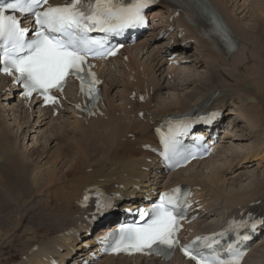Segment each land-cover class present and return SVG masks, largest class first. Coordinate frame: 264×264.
<instances>
[{"label":"bare ground","instance_id":"bare-ground-1","mask_svg":"<svg viewBox=\"0 0 264 264\" xmlns=\"http://www.w3.org/2000/svg\"><path fill=\"white\" fill-rule=\"evenodd\" d=\"M210 1L214 3L227 24L239 37V46L235 52L220 51L217 53L209 49L197 39L193 30L182 19L183 15L181 14L173 20L170 25L173 30L167 34L165 40L162 39L155 45L141 41L134 48L125 49L116 59L108 63H92L91 66L102 87L100 102L94 109V113L100 111V114L96 118H93L92 115L82 114L81 109L85 103L82 96L79 92L70 93L67 90L61 98L62 105H65L60 108L61 113H69L71 119H74L73 126L68 129L67 123L62 122L61 129L52 131L49 129L50 126L60 127L49 124L46 132H43V135L48 133V136H45L47 143H41L40 151L37 145V148L32 146L25 154L26 157L23 158V154L19 153V148L15 144L17 136L12 134V130L7 124V115L4 112L8 110L5 109L6 106L0 107V126L5 128L1 130L0 127V142L4 143L3 152L5 153L0 156V203H4L0 207V225L5 226L11 223L10 220L13 216L10 215V208L13 211L14 204L23 207L25 201H20L23 196H28L29 200V203L25 205L26 210L37 204L33 213L22 215L20 227L15 225L13 228L6 229L5 232L0 230V237L3 238H0V264H49L52 258L60 255L59 249H62L61 256L65 252H69L71 245H76L75 250L79 246L76 238L77 233L82 234L91 227L95 216L93 211L81 207L80 203L84 196H87L88 200H93L98 187L122 193L124 196L120 199L121 201L127 198V192L130 196L138 193L134 188L135 185L143 189L148 187L150 182L152 190L155 185L170 187L182 182L191 186L206 205L214 207L213 201L222 199L224 206L219 210L224 218L236 217L247 210L251 203L264 199L263 178L258 179L246 192L238 191L233 195H226L223 192V186L227 178L222 175L221 171L227 165L226 162L222 164L223 166L214 168L215 170L208 173L199 171L195 172V175L187 176L188 172L186 171L190 167L186 170H179L169 174L166 181L160 179L154 182L155 180L149 176L150 173H147V169H150L156 160L153 151L152 155L151 151L145 149L146 146L154 143L150 122H160L167 114L185 111L214 90H227L232 93V102L230 101L232 107L236 109L238 116H242V112L245 113L242 118L245 124L239 125L240 127L237 125V128L244 127L241 130H246L249 127L250 130L247 131L248 133L243 130L237 132L235 141L236 139L242 140L243 134H248L247 136L250 138H258L259 141L262 140L260 145L250 146L249 150L246 149L241 154L237 152L236 156L233 155L234 150L232 156L223 154L222 158H227L228 162L232 157L237 164L242 161L251 162L257 157L264 160V122H262L264 121V2L249 0L251 8L248 9V6L245 7V5H235L236 0L232 1V4H229L230 0ZM169 12L170 10L166 8L164 12L157 11L153 15L157 17L161 14L171 16L172 14ZM242 13H245L243 18L249 15L253 26L242 24V20L237 17ZM196 23L198 24V22ZM178 30L182 31L181 36H178ZM181 38H186L184 41L193 40L194 44L192 45L196 47L197 51L195 54L192 52L194 55L190 50L189 53L197 68L193 70L194 74L192 75L183 71L176 75H163L160 72L162 61L160 54L162 55L168 50L166 49L168 45L169 49H180L178 46ZM164 47L165 49H163ZM148 49L150 50L148 51ZM148 53L150 54L148 55ZM144 54L148 56L145 62H141L139 56ZM118 60H120L121 70H115L112 65L114 63L118 65ZM228 66H233V68L229 70ZM202 67H205V71L201 70ZM199 69L202 71L203 77L197 75ZM115 71L121 72V74H117L119 76L117 80L114 79ZM109 72L111 73L109 74ZM157 72H159L158 76H161L159 79L156 77ZM182 77H184L182 84H178L177 81ZM246 83H249L250 87L246 86ZM70 85L72 86V84ZM114 85L120 88L123 86V91L122 89L117 90L115 95L112 94L116 88ZM72 88L74 89L73 86ZM184 89H189V91L186 90L187 92L180 96L179 91ZM163 90H166L167 93L171 90L172 95L174 94L176 98L161 99ZM133 92L148 94V100L143 104L138 103L136 96L134 101L131 100L130 96ZM9 93L6 91L4 80L0 78L1 101L8 102L11 98ZM116 95L119 96L121 105H116ZM249 98H253V100L249 102ZM153 102H156L157 107L153 106ZM26 104V102L20 101L17 108L15 110L11 108L10 114H8L15 118L19 116L17 119L22 127L26 126L31 112L26 111L23 115L16 113L19 114L21 106L25 107ZM66 104L70 106V109ZM77 105L81 107L78 108ZM44 110L47 112L37 113L39 119L35 124L36 128L34 132L30 131L29 133L39 131L50 117L52 108ZM134 111L136 117L133 120L131 115ZM139 111H145L149 117L138 118ZM24 119L26 120L23 121ZM24 134L23 130L22 140L26 138ZM34 137L37 138V135ZM232 137L228 130L223 133V138L231 139ZM226 143L219 145L220 148H224V152L229 145ZM51 149L54 152H50ZM251 150L252 152L249 153ZM40 157L45 162L39 163L40 166H37L35 161ZM261 160H259L260 163ZM198 164L201 163H195L191 167ZM40 167H45L46 173H43ZM25 170L27 173L31 171L32 176L21 177V173ZM241 175L245 177L246 174ZM229 185L232 186V181L229 182ZM33 193L36 199L41 200L40 202L30 197ZM8 199L10 201H7ZM13 213L14 217H19L21 214L19 211ZM205 219L206 217H203L201 221L190 226L188 234H199L202 231L207 232L209 229L218 230L219 225L216 219L204 227L202 222ZM222 221L218 220V223L221 224ZM12 224L14 225L15 222ZM117 225L118 223L113 226ZM260 245L264 247V242L252 248L247 256V262L256 257L252 255L258 253L261 258L259 264H264V253L260 254ZM97 264L189 263L182 262L178 257L163 262L151 257H126L115 254L103 257Z\"/></svg>","mask_w":264,"mask_h":264},{"label":"snow or ice","instance_id":"snow-or-ice-1","mask_svg":"<svg viewBox=\"0 0 264 264\" xmlns=\"http://www.w3.org/2000/svg\"><path fill=\"white\" fill-rule=\"evenodd\" d=\"M153 2L71 0L63 6L41 10L48 0H0V72L13 76V82L23 88V96L31 97L36 93L46 104L56 103V97L50 93L52 90L63 91L68 77L80 81V92L86 101L99 100L98 81L92 72L86 71V59L114 55L115 50L107 46L106 37L143 25L144 10ZM25 17L28 26L22 25ZM212 24L215 33L231 46L222 23L214 16ZM94 32L103 35L100 38L90 35ZM189 127L185 124L183 131L161 138L164 149L161 155L173 167L187 162L190 156L196 158L181 153L177 138L186 134ZM112 207L110 201H97L98 213ZM188 207L187 193L177 187L159 194L151 207L137 208V220L121 225L116 232L102 239L109 241V250L113 253L156 255L166 260L179 244L176 234ZM258 224L264 226V219L242 218L238 224H230L225 231L212 237L197 236L182 247L181 252L194 264H240L244 252L238 242L225 243L224 238L234 231L240 240H248L250 236L243 234L241 229L254 231Z\"/></svg>","mask_w":264,"mask_h":264},{"label":"rangeland","instance_id":"rangeland-1","mask_svg":"<svg viewBox=\"0 0 264 264\" xmlns=\"http://www.w3.org/2000/svg\"><path fill=\"white\" fill-rule=\"evenodd\" d=\"M232 1H234L235 2V0H230V3L229 4H232ZM262 2H264V0H262ZM235 5L237 4V6H242V5H245V7H247L248 6V9L249 8H251L250 6V3H249V0H236V2L234 3ZM241 10V9H240ZM237 15V14H236ZM243 15H245V13H242V14H239L237 17H239L241 20H242V24L244 25V26H253V24H252V22H251V20H250V18H249V15H246V17H242ZM243 18V19H242ZM252 24V25H251ZM264 37V36H263ZM194 54H195V51L193 52ZM192 52H191V54L192 55H194ZM150 53H148V55H149ZM146 56L147 55H145V56H143L142 58H141V56H139V58H140V60L141 61H143V60H145V58H146ZM122 60V59H121ZM119 61L120 60H118V66H120V64H119ZM114 66H115V69L116 70H120V68L117 66V63H114ZM229 70H231L232 68H233V66L231 67V66H228L227 67ZM204 70L205 71V67L203 68H201V70ZM237 69H239V68H237ZM200 70V69H199ZM199 71L198 73H197V75L199 76V77H203V73H202V71ZM117 73L118 72H115L114 73V75H115V78L114 79H116L117 80V77H119L118 75H117ZM119 73H121V72H119ZM158 73V72H157ZM181 78V77H180ZM183 80H184V77H182V79H179L177 82H179L178 84H182V82H183ZM166 83V82H165ZM122 89V91H123V86H122V88H120V87H117V88H115L113 91H112V94H114L115 95V93L117 92V90H121ZM187 89H184V90H180L179 91V94H180V96L181 95H183L185 92H187V91H189V89L186 91ZM184 91V92H183ZM181 92V93H180ZM119 93V92H118ZM167 93V91L166 90H163V92H161V95L162 96H160V98L161 99H166V98H173V97H175V95L173 94L172 95V91L171 90H169L168 91V93H167V95H165ZM112 94L110 93V97L112 96ZM164 96V97H163ZM176 98V97H175ZM115 102H116V105H121L122 103H120V100H119V97L116 95L115 96ZM154 104V106H156L157 107V104H156V102H154L153 103ZM1 107V106H0ZM3 108V107H2ZM5 113V115H7V124L10 126V129L12 130L11 132H12V134H15L16 136H17V141L15 142V140H12V141H14L15 142V144H16V146L19 148V153L21 154H23V158H25L26 157V155L25 154H27V151L32 147V146H35V148H39L38 150L40 151V145H41V143L43 144V142H45V143H47L46 142V138H45V136H48V133H46V134H44L43 135V132H46V129H48V127H49V124H54V125H56V126H58V127H60L61 126V123L62 122H66L67 123V125H68V129L69 128H71L72 126H73V122H74V119H71L72 117H70L71 115H69V113H64V115H63V117H61V116H58V117H54V116H52V117H50L49 119H47L46 120V123L43 125V126H41V128H40V130L39 131H37L36 133H29L32 129L31 128H29V125H26V126H21L20 125V123H19V121H18V119H17V117H19V116H17L16 118L15 117H13V116H8V114H9V112L7 111V112H4ZM4 113H3V115H4ZM23 113H24V111H22L21 112V115H23ZM37 117H38V115H36ZM37 117H36V119H34V118H32V119H30V126H33V127H35V123L36 122H38L37 121ZM135 116H134V114H132V118L131 119H133ZM9 119H11V120H9ZM26 119H24L23 121H25ZM134 120V119H133ZM22 120H20V122H23ZM262 122H264V121H262ZM262 124V123H261ZM238 125H243V124H241V123H238ZM1 127V126H0ZM61 127H63V126H61ZM61 127L60 128H56L55 126H50V130H52V131H55V130H58V129H61ZM241 128H244V127H241ZM241 128H240V131H242L241 130ZM3 129H5L4 128V126L3 127H1V130H3ZM105 129V128H104ZM23 130H24V136L26 135V138L24 139V140H22L21 139V137H22V135H21V133L23 132ZM33 130H35V129H33ZM99 130H101V129H99ZM250 130V128L248 127V128H246V130L244 129L243 131H245L246 133H248L247 131H249ZM20 131V132H19ZM71 131V130H70ZM70 131H67V132H70ZM32 132H34V131H32ZM128 132H132V131H128ZM16 133H18V134H16ZM235 133V132H234ZM37 135V138L36 137H34V136H36ZM237 132H236V135H235V137H237ZM248 134H243L242 136H241V138H242V140H238V139H236V141L234 140H232V139H228V143H229V145L227 146V148L225 149V152H224V155H229V154H231V156H232V153H233V151L235 150V152H234V154L233 155H237V152H239V154H241V152L242 151H244V150H249V147L250 146H253V145H260L261 143H262V140L261 141H259L258 140V138H250V136H247ZM39 137H41L40 139H39ZM227 138V137H226ZM233 138V137H232ZM21 139V140H20ZM35 139H36V141H35ZM37 139H38V141H37ZM233 141V142H232ZM20 142V143H19ZM232 143V144H231ZM54 144V143H53ZM36 145H37V147H36ZM51 146V145H50ZM233 146V147H232ZM257 147V146H256ZM256 147H254V148H256ZM54 149V148H53ZM53 149H51L50 150V152H54V150ZM4 151V143H2V142H0V156H3L5 153L3 152ZM228 151V152H227ZM252 152V150L249 152V153H251ZM248 153V154H249ZM240 156V155H239ZM35 157V156H34ZM42 161H41V160ZM230 159V161H226L227 160V158H212L210 161H208V162H206V163H204L203 165H201L200 167H198V168H196V167H193V171H191V172H194V173H188L187 174V176H190V175H195L197 172H199V171H202V172H204V173H208L209 171H211V170H215L214 168H218V167H220L224 162H226V164H227V166H229L230 164H232V162H234V161H236V160H234L232 157L231 158H229ZM228 159V160H229ZM26 160V159H25ZM258 160H261L260 158H258ZM256 161V162H254L253 164H252V167H250V168H247V169H244V170H242L241 171V173H243L244 172V174H246L245 175V177H244V175H240V176H237V174L238 173H240V172H233V173H229V174H226L225 176H226V180L227 181H225V183H224V186H223V192L226 194V195H228V196H230V195H233V194H235L236 192H238V191H244V192H246V191H248L249 189H251V187H252V184H254L258 179H260V178H263L264 179V161L263 162H259V161ZM4 162H6L5 160H4ZM45 162V160H43L42 159V157H40V158H37L36 159V161H35V163H36V165L37 166H40V164H43ZM40 163V164H39ZM229 164V165H228ZM209 165V166H208ZM49 166V165H48ZM210 166H212V167H210ZM223 166V165H222ZM227 168V167H226ZM40 169H41V171L43 172V173H46V169H45V167H40ZM64 169H66L65 167H64ZM202 169V170H201ZM65 171V170H64ZM217 171V170H216ZM222 171V170H221ZM224 171V170H223ZM223 171H222V173H223ZM196 172V173H195ZM26 174H27V176H26ZM190 174V175H189ZM30 175V176H29ZM21 177H31L32 176V173H31V171H29L28 173L26 172V170L25 171H23V173H21V175H20ZM204 177V176H203ZM232 177V178H231ZM249 177V178H248ZM58 178H60V177H58ZM41 180V179H40ZM230 181H232V186H230L229 185V182ZM30 197H32V199H35V200H37L38 202H40L41 200H39L38 198L36 199V197H34V193L30 196ZM7 201H10V199H8ZM20 201L21 202H24L25 201V205L26 204H28L29 203V200H28V196H23L21 199H20ZM219 201V202H218ZM218 201H216L215 203H216V208L218 207V208H222L223 206H224V202L222 201V199L221 200H218ZM221 202V203H220ZM11 203V202H10ZM4 205V203H0V207H2ZM25 205L22 207V206H19V205H17V204H14L13 205V207H14V210L12 211V208H10V215L11 216H13V218L10 220L11 221V223H8V225H0V230L2 231V232H5V231H7L6 229H8V228H13L15 225H17V226H19L20 227V225H21V222H20V219H21V217H22V215L23 214H31V213H33L34 212V208H35V206L37 205H34V207L33 208H31V209H29V210H26V208H25ZM17 211H19L21 214H20V216L19 217H14V213L13 212H17ZM1 217V216H0ZM19 219V220H18ZM13 222H15V224L13 225L12 223ZM0 238H2V236L0 237ZM3 239V238H2ZM258 247V246H257ZM260 247V254L261 253H264V252H262V251H264V247L263 246H259ZM262 250V251H261ZM252 256H256V257H254V258H252V259H250V260H248V262L246 263V264H259V260L261 259L260 258V256L258 255V253H255L254 255H252ZM259 257V259H257Z\"/></svg>","mask_w":264,"mask_h":264}]
</instances>
